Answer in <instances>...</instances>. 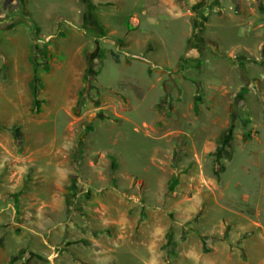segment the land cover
<instances>
[{"label":"rangeland","instance_id":"obj_1","mask_svg":"<svg viewBox=\"0 0 264 264\" xmlns=\"http://www.w3.org/2000/svg\"><path fill=\"white\" fill-rule=\"evenodd\" d=\"M126 252L264 264V0H0V264Z\"/></svg>","mask_w":264,"mask_h":264},{"label":"trees","instance_id":"obj_2","mask_svg":"<svg viewBox=\"0 0 264 264\" xmlns=\"http://www.w3.org/2000/svg\"><path fill=\"white\" fill-rule=\"evenodd\" d=\"M85 3H87V5H90L91 0H84ZM51 40H46L44 38H41L40 35H38L36 32H34V42H33V46H32V50H33V54H32V60L35 62V75H34V79H33V86H34V94L37 95L38 93V84L43 83V79L40 76L39 73V68L42 67V69L45 70H50V54H49V42ZM87 52V51H86ZM102 57V55H99ZM37 58H42L41 61H37ZM88 58V56H87ZM96 64V63H95ZM98 65V69H96V67H92L89 65V67H87L86 69V73H85V80L86 81H90L91 79L96 78L99 73L102 70V67L104 66V61L101 59V61L99 63H97ZM150 71H153V66L150 65ZM84 93L81 92L79 99L76 102L75 105V112L76 114H80V110H81V105L84 103ZM161 104L162 106H164L166 109L170 108L172 109L174 106V102L172 101V97L168 94L165 93L163 96H161ZM113 118L111 115H102L100 116V118ZM89 125L87 126V131L93 130V126L90 125V123H88ZM109 157L112 159V174L114 173L115 168L118 166V161H117V156L114 154H109ZM77 178V175L73 176V180L72 183L69 186V190H71V193L69 191V193L67 194V209H69V211H71V207L73 206V201L72 199L76 196L79 197L80 194L78 192V187L76 186L77 183L75 181V179ZM114 187L117 188V185H113Z\"/></svg>","mask_w":264,"mask_h":264},{"label":"crops","instance_id":"obj_3","mask_svg":"<svg viewBox=\"0 0 264 264\" xmlns=\"http://www.w3.org/2000/svg\"><path fill=\"white\" fill-rule=\"evenodd\" d=\"M29 49H30V51H31V48H30V46L28 47ZM132 255L133 254H131L130 252H126V253H124V255L123 256H121V258H123V260L125 261V262H119V263H117V264H131V258H132ZM135 256V255H134ZM117 257H118V255H117Z\"/></svg>","mask_w":264,"mask_h":264},{"label":"bare ground","instance_id":"obj_4","mask_svg":"<svg viewBox=\"0 0 264 264\" xmlns=\"http://www.w3.org/2000/svg\"><path fill=\"white\" fill-rule=\"evenodd\" d=\"M12 113V112H11Z\"/></svg>","mask_w":264,"mask_h":264},{"label":"built area","instance_id":"obj_5","mask_svg":"<svg viewBox=\"0 0 264 264\" xmlns=\"http://www.w3.org/2000/svg\"><path fill=\"white\" fill-rule=\"evenodd\" d=\"M49 39V38H48Z\"/></svg>","mask_w":264,"mask_h":264}]
</instances>
